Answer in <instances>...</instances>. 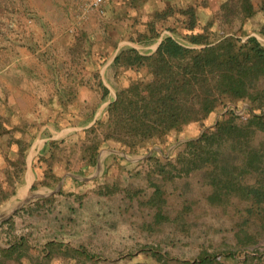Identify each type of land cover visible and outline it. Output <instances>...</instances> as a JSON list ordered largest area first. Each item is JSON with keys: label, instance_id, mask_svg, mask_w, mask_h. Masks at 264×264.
<instances>
[{"label": "trees", "instance_id": "1", "mask_svg": "<svg viewBox=\"0 0 264 264\" xmlns=\"http://www.w3.org/2000/svg\"><path fill=\"white\" fill-rule=\"evenodd\" d=\"M122 4L126 12L120 16L127 23L121 32L110 25L104 26L100 39L79 27L72 32L65 56L77 67H71L66 81L54 80L44 109L32 120L2 101L0 205L25 183L27 157L38 137L46 140L31 161V190L56 189L69 172L81 189L88 181L79 176L94 172L106 148L124 155L105 157V177L113 165L121 172L126 169L130 161L125 155L151 152L145 158L150 163L145 176L152 192L126 189L129 209L137 199L141 209L150 210L142 229L161 231L173 224L190 236L201 216L196 208L203 210L202 198L225 218V226L217 229L225 232L224 238H208L191 258L152 246L137 255H122L113 264L142 254L155 264H264L259 249L264 240V0ZM125 39L142 46L160 43L156 49L141 50L120 46ZM48 67L51 70L52 64ZM50 126L56 131L80 129L55 138ZM178 177H192L201 190L200 196L184 197L175 208L170 198L177 192ZM104 184L99 188L102 195L120 189ZM77 189L61 188L55 194L74 195L80 201L84 192ZM54 195L39 198L36 208H50L57 200ZM15 224L11 216L0 225L6 235L0 243V264H112L84 244L56 237L32 243L30 235L15 233Z\"/></svg>", "mask_w": 264, "mask_h": 264}, {"label": "rangeland", "instance_id": "2", "mask_svg": "<svg viewBox=\"0 0 264 264\" xmlns=\"http://www.w3.org/2000/svg\"><path fill=\"white\" fill-rule=\"evenodd\" d=\"M92 1L0 0V111L3 110L4 100H8L30 120L38 110L44 109V101L53 89L54 80L66 81V74L71 67H77L67 62L64 47L69 43L76 27L86 29L96 39H100L104 33L105 25L120 32L125 28L127 21L120 16L126 12L122 0H107L102 7H93ZM58 42L62 44L58 46ZM157 43L142 46L125 39L119 45L130 44L141 50H148L155 49ZM109 62L102 68V73ZM48 63L52 64L51 70ZM110 88L114 95V89L111 86ZM101 110L102 108L100 112ZM50 129L54 131L55 138H60L80 127L73 126L56 131L50 126ZM45 140L38 137L33 142L27 157L25 183L18 187L16 194L0 205V225L14 216L17 235L28 234L31 242L36 244H44L54 237L74 245L84 244L91 254L109 259L108 262L112 264L122 255H137L143 248L152 246H160L172 256L191 258L196 254L199 244L206 242L208 238L212 237L215 242L224 238L225 232L217 229L225 226V218L219 211L208 207L202 198L199 207L203 210L196 208L201 216L190 236L178 232L173 224H166L161 231L159 229L150 232L142 229L143 217L150 219V210L147 207L141 209L137 199L133 200V207L129 209L131 202L126 189L133 191L141 188L146 195L152 192L153 187L145 176L150 169V163L145 158L151 152L144 155H125L130 161L126 163V169L121 172L118 166L113 165L105 177V157L110 153L124 155L117 149L106 148L101 152L100 164L94 172L89 176H79L80 179L88 181L81 189L75 187L70 178L72 173H67L60 189L65 192L76 189L79 193L84 192L80 201L74 195L55 194L60 189L43 187L31 190L35 177L30 168L31 159ZM3 163V156L0 155V165ZM138 171L141 173L137 174ZM95 177L98 178L97 181L90 180ZM104 183H109L112 187L117 184L120 189L114 194L102 195L99 188L105 186ZM176 185L177 192L170 198L175 208L184 197L190 199L200 196V184L192 177H178ZM52 195L57 198L54 205L50 208H36L35 203L39 198ZM25 205L33 208L26 210ZM170 209L174 210L172 207ZM62 223L65 225L60 227ZM5 240L6 235L0 233V243L3 244ZM259 249L264 251V240ZM138 261L155 264L152 257H145L143 254L128 261L123 260L120 264H135Z\"/></svg>", "mask_w": 264, "mask_h": 264}, {"label": "built area", "instance_id": "3", "mask_svg": "<svg viewBox=\"0 0 264 264\" xmlns=\"http://www.w3.org/2000/svg\"><path fill=\"white\" fill-rule=\"evenodd\" d=\"M106 1L107 0H93L91 4L93 7H102V5L106 3Z\"/></svg>", "mask_w": 264, "mask_h": 264}, {"label": "water", "instance_id": "4", "mask_svg": "<svg viewBox=\"0 0 264 264\" xmlns=\"http://www.w3.org/2000/svg\"><path fill=\"white\" fill-rule=\"evenodd\" d=\"M159 43H160V41L157 43L155 49L158 47ZM100 155H101V154H100ZM98 164H100V158H99V163H98ZM63 181H64V177L62 178L61 182L59 183V185L57 186V188H56L55 190H59V189H60V187H61Z\"/></svg>", "mask_w": 264, "mask_h": 264}, {"label": "crops", "instance_id": "5", "mask_svg": "<svg viewBox=\"0 0 264 264\" xmlns=\"http://www.w3.org/2000/svg\"><path fill=\"white\" fill-rule=\"evenodd\" d=\"M52 130V129H51ZM52 132L54 133V131L52 130ZM53 136L55 137V135L53 134ZM45 142V141H44ZM44 142L40 145V146H38V150L43 146V144H44ZM33 158V157H32ZM31 161H32V159H31ZM99 165V164H98ZM30 168H31V170H32V166H30ZM33 171V170H32ZM35 178V177H34Z\"/></svg>", "mask_w": 264, "mask_h": 264}]
</instances>
